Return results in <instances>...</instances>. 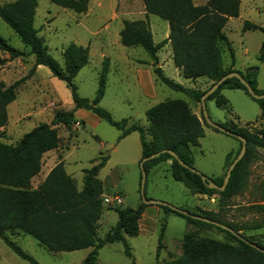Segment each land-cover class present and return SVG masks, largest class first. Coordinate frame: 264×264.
Here are the masks:
<instances>
[{
    "label": "trees",
    "instance_id": "trees-1",
    "mask_svg": "<svg viewBox=\"0 0 264 264\" xmlns=\"http://www.w3.org/2000/svg\"><path fill=\"white\" fill-rule=\"evenodd\" d=\"M89 1L52 0L56 6L76 14H83ZM141 2L145 18L133 22L123 21L118 35L123 47H140L148 55L152 62V73L157 82L170 90L184 94L195 104L200 103L201 96L208 90L185 88L168 79L161 69L156 67L157 51L169 43L173 65L184 79L195 81L204 78L210 82L211 87L221 77L236 72L249 84L255 94H264V90L257 88L256 68H248L243 73L232 69L234 54L230 42L223 33V28L229 18L238 17L239 0H206L205 4L199 6L194 5L192 0H141ZM36 8L37 0H13L0 6V20L28 48V55L33 57V66L28 76L32 75L38 66L46 67L53 77L63 82L69 89L73 108L67 111L60 108L55 111L48 124L37 125L24 134L15 145L0 142V240L12 253L29 264H37V262L12 241L15 236H29L37 242L39 247L50 253H69L90 248L91 251L81 264H97L99 249L104 245L123 243L125 256L133 262L125 237L138 236L139 220L147 205L141 202L136 209L116 208L114 210L117 215L115 226L105 234L104 239L97 237V223L103 211L101 201L103 185L96 179V175L105 166L107 157L93 160L91 163L96 164L83 171L84 177L80 190L77 189L75 181L65 172L63 162L57 163L36 188L31 187V179L40 172L42 155L57 147L58 138L55 127L63 126L70 129L75 124V111L85 110L119 131V140L136 132L139 136L140 160L162 150H171L183 163L193 167L192 149L199 146L198 141L204 136L202 124L206 125V123L202 115L200 120L182 100H166L149 108L145 112L148 122L146 131L138 125H128L127 120H113L107 110L99 107L105 91L108 60L104 58L102 61L94 98L88 100L80 97L73 79L88 63L89 49L75 44L68 45L61 53L63 65L60 66L47 53L43 41L38 37V31L34 28ZM149 15L167 22L168 36L165 41L153 43L148 23ZM242 30H259L264 34V28L249 22L243 23ZM0 52L8 54L10 59L24 56L23 52L10 47L1 37ZM225 53L230 60L228 66L223 62ZM257 60L264 66V40ZM2 62L0 60V63ZM20 81L22 80L9 86L0 84V129L7 124V107L15 101ZM223 89L243 91L258 105L259 119L264 120V99H252L235 78L224 81L206 100L214 101L218 108L225 110L231 116L229 103L221 95ZM219 125L241 136L246 142L245 153L230 172L222 192L207 188L199 176L180 166L167 153H162L145 162L143 165L145 172L147 173L160 163L170 161L169 172L173 180L181 183L192 194L218 195L219 202L225 205L245 190L249 166L257 157L256 150H264V132H250L247 126H239L233 120ZM212 130L218 132L215 129ZM236 141L239 147L235 157L241 148V142ZM232 154L231 151L226 155V164H231L235 159L234 157L231 160ZM223 178H211L210 181L214 185L221 186ZM159 208L165 215L173 214L184 219L192 228L182 238L180 256L161 264H264V253L258 252L230 232L212 224L182 216L167 207L159 206ZM248 209L261 213L263 220L238 226L233 222L222 221L218 214L213 212L198 210L190 213L225 225L249 243L264 249V244L241 233L244 230L264 229V203L252 204ZM165 228L164 218L160 227L156 254L162 248L161 241ZM207 230H216L223 236V241L201 237L200 233Z\"/></svg>",
    "mask_w": 264,
    "mask_h": 264
},
{
    "label": "rangeland",
    "instance_id": "rangeland-1",
    "mask_svg": "<svg viewBox=\"0 0 264 264\" xmlns=\"http://www.w3.org/2000/svg\"><path fill=\"white\" fill-rule=\"evenodd\" d=\"M13 0H0V6ZM129 9L134 12L140 9L139 0H90L83 14H76L62 9L52 0H37L34 17V28L43 41L47 53L60 65H63L61 53L70 44L88 47L89 61L73 79L77 94L92 100L95 96L98 75L104 58L108 60L104 95L99 107L107 110L115 121L127 120L128 125L135 124L146 131L148 122L145 112L154 105L166 100H182L193 107L191 100L180 92L170 90L155 80L146 63L148 55L140 47H123L120 44L118 31L121 23L127 18ZM137 14V13H135ZM135 17V16H134ZM153 41L163 40L166 22L149 15ZM230 29V32H229ZM238 24L229 23L227 36L232 42L237 62V69L246 66L257 69V88L264 90V66L257 60L254 48L259 38L258 32L248 33L250 42L248 56L243 55ZM0 37L6 43L24 53L22 58L10 59L9 55L0 52V84L9 86L20 81L17 97L7 107V124L0 129V142L15 145L24 134L41 123L48 124L53 113L60 108L71 110L73 103L69 89L46 67L28 76L33 66V57L13 31L0 20ZM162 58L164 52H158ZM164 75L185 88H210V82L201 78L192 82L179 75L170 60L163 66ZM152 80L150 81V79ZM152 82V83H151ZM205 83V84H204ZM221 95L228 101L233 114L230 117L225 110L218 108L214 101L205 100L204 107L209 120L223 124L233 120L239 126H247L250 132H264V120L259 119L258 105L241 90L223 89ZM201 120V105L195 106ZM82 119L83 125L72 130L57 126V147L42 155L41 169L31 179V187L36 188L49 171L59 162L64 163L65 172L75 181L78 190L82 188L84 170L90 169L91 163L100 157H107L105 166L98 172L96 179L102 183V214L97 223V237L104 239L105 234L115 226L116 208L136 209L142 202L140 195L141 169L140 143L136 132L119 140L120 132L100 121L88 111ZM79 122V121H78ZM204 136L199 139L198 147L192 149L193 169L208 179L225 176L229 164L225 157L233 152L235 157L239 147L237 141L225 134L213 131L202 124ZM256 159L249 166V175L245 190L230 199L225 205L219 202L218 195L204 196L192 194L181 183L172 179L168 166L164 163L155 166L146 173L144 196L147 200L163 202L177 209L188 212L198 210L218 214L222 221L236 225H247L263 220V215L248 208L252 204L264 203V150H256ZM230 160V161H231ZM113 196H120L122 205L108 202ZM165 218V234L161 241L162 248L156 254L160 227ZM192 230L184 219L173 214H164L157 205H148L139 220L137 237H125L130 248L133 262L124 254L123 243L104 245L98 250L97 264H161L176 259L182 252V238ZM241 233L253 237L264 244V229L244 230ZM223 241V236L216 230L200 233ZM37 264H81L91 249L74 252L50 253L39 247L29 236L18 235L12 240ZM0 264H29L12 253L0 240Z\"/></svg>",
    "mask_w": 264,
    "mask_h": 264
},
{
    "label": "crops",
    "instance_id": "crops-1",
    "mask_svg": "<svg viewBox=\"0 0 264 264\" xmlns=\"http://www.w3.org/2000/svg\"><path fill=\"white\" fill-rule=\"evenodd\" d=\"M139 2H140V9L138 11H136V12H134L131 9H129V11H127L126 14H127V18H130L131 20H124V21L133 22V21L143 20L145 18V11H144V8H143V5H142L141 0H139ZM192 2H193L194 5L199 6V5L205 4L206 0H192ZM239 2H240V5H239V15H238V17H236V18H229L227 20V22H226V24H225V26L223 28V33L226 36V38L228 39V41L230 42V45H231V48H232V42H231L230 38L227 36V27H228L229 23H231V22L237 23L238 24V28H239V32H240L239 33L240 40H241V43L240 44L247 46V47H244L243 55L244 56H248L249 53H250V49L248 48V45L251 42V41L250 42L247 41L248 39H250V37H248V33L258 32L260 35H262V37L258 39V41L256 43V46L254 48V52H255V55H256V58H257L258 52H259V49H260V46H261V43L264 40V34L261 31H259V30H255V31H243L242 30V26H243V23L244 22H249L252 25H255V26L259 27V28H264V0H239ZM135 13H137V14H135ZM148 23H149V16H148ZM121 28H122V23H121ZM149 28H150V23H149ZM120 29H119V31H120ZM150 31H151V29H150ZM229 32H230V29H229ZM164 34L165 35H164L163 40L161 42L165 41L166 38H167V36H168V24H167V22H166V27H165V33ZM152 39H153V35H152ZM153 43L154 44H158V43H155L154 41H153ZM232 50H233V48H232ZM158 52H164V54H163L164 56L162 58H160ZM233 54H234V64L232 66V69L233 70L239 71V72H242L243 73L246 69L251 68V67H246V66H240V70H238L237 69V62H236V56H235L234 50H233ZM156 59H157L156 67L160 68L162 72H163V66L164 65L165 66L168 65V59L170 60V62L173 65V62H172V59H171V47H170L169 43H166L165 45H163V47H161L157 51V53H156ZM223 62L227 66L230 64L229 57H228V55L226 53L223 55ZM151 64H152V62L149 59V62L146 63V66H147L148 70L152 72V66H151ZM39 67L40 66H38L36 68V71L38 70ZM173 67H174V65H173ZM174 69H175V71L179 75H181L180 71L177 68L174 67ZM163 74H164V72H163ZM199 79H201V78H199ZM151 80H152V78L150 79V81ZM196 80H198V79H196ZM195 81H192V82H195ZM192 89H195V88H192ZM196 89L203 91V87H201L199 89L196 88ZM196 105H197V103L196 104L193 103V107H190V105H189V107L192 110V112L199 118L197 112L194 109ZM85 116H87V113H85L83 110H77V111H75V113H74L75 124L72 125V130L73 131H75V129L77 127H79L80 125H83L84 124L83 121H82V119H79L78 120L77 117L83 118ZM230 117L233 118L232 112H231V116ZM160 164H162V163H160ZM164 164H166L168 166V172H169L170 161L164 162Z\"/></svg>",
    "mask_w": 264,
    "mask_h": 264
},
{
    "label": "water",
    "instance_id": "water-1",
    "mask_svg": "<svg viewBox=\"0 0 264 264\" xmlns=\"http://www.w3.org/2000/svg\"><path fill=\"white\" fill-rule=\"evenodd\" d=\"M235 78L237 79L240 84L245 88L247 94L254 100H260V99H264V94L262 95H257L253 92V90L251 89V87L249 86V84L236 72H231L226 74L225 76L221 77L217 82H215L200 98V105H201V115L202 118L204 120V122L206 123L207 126H209L212 129L217 130L218 132L225 134L227 136H230L232 138H235L236 140L241 142V148L240 151L238 153V155L235 157V159L232 161V163L229 165V167L226 170L225 176L223 178V182L221 186H217L214 185L210 179L206 178L205 176H203L202 174H200L199 172H197L195 169H193L192 167H189L188 165H186L185 163H183L174 152H172L171 150H162L160 152L154 153L152 155H150L149 157L143 158L140 160L139 162V166L141 169V180H140V195L142 198V203L145 205H157V206H163V207H167L169 210H171L172 212L178 213L182 216L191 218V219H195V220H199L208 224H212L216 227H219L223 230H226L228 232H230L231 234L235 235L237 238H239L240 240H242L243 242L247 243L249 246H251L252 248H254L255 250H257L260 253H264V249L260 248L259 246L253 244V243H249L247 240H245L244 238H242L239 234L235 233L232 229L226 227L225 225L219 224L215 221H210L208 219L202 218L200 216L194 215L186 210H182V209H177L174 208L172 206H169L163 202H159V201H155V200H147L145 199L144 196V185H145V178H146V172L144 170V163L152 160L154 158H156L157 156H159L162 153H167L168 155H170L173 159H175L178 164L180 166H182L183 168L189 170L191 173L197 175L200 177V179L202 180V182L207 186V188L209 189H215L219 192H222L225 189V186L228 182L229 179V175L230 172L233 170L234 166L241 160V158L243 157L245 150H246V142L245 139L242 138L241 136L226 130L225 128H223L222 126H220L219 124H215L213 122H211L206 114L205 111V107H204V102L205 100L226 80L228 79H232Z\"/></svg>",
    "mask_w": 264,
    "mask_h": 264
},
{
    "label": "built area",
    "instance_id": "built-area-1",
    "mask_svg": "<svg viewBox=\"0 0 264 264\" xmlns=\"http://www.w3.org/2000/svg\"><path fill=\"white\" fill-rule=\"evenodd\" d=\"M108 202L116 206L122 205V199L120 196H113Z\"/></svg>",
    "mask_w": 264,
    "mask_h": 264
}]
</instances>
